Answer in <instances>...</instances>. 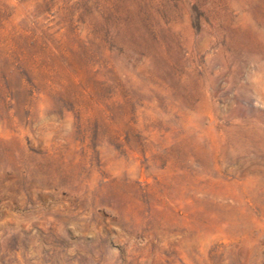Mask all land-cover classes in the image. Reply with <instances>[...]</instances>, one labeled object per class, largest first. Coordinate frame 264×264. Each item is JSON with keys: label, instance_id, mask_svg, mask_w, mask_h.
Listing matches in <instances>:
<instances>
[{"label": "rangeland", "instance_id": "374dc122", "mask_svg": "<svg viewBox=\"0 0 264 264\" xmlns=\"http://www.w3.org/2000/svg\"><path fill=\"white\" fill-rule=\"evenodd\" d=\"M0 264H264V0H0Z\"/></svg>", "mask_w": 264, "mask_h": 264}]
</instances>
